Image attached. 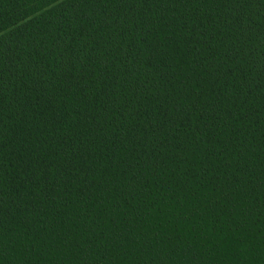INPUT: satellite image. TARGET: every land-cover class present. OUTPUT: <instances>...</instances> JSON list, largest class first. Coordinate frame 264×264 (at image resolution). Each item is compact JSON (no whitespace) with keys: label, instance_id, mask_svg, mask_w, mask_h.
<instances>
[{"label":"trees","instance_id":"obj_1","mask_svg":"<svg viewBox=\"0 0 264 264\" xmlns=\"http://www.w3.org/2000/svg\"><path fill=\"white\" fill-rule=\"evenodd\" d=\"M0 264H264V0H0Z\"/></svg>","mask_w":264,"mask_h":264}]
</instances>
